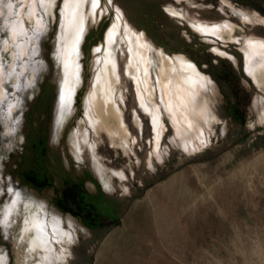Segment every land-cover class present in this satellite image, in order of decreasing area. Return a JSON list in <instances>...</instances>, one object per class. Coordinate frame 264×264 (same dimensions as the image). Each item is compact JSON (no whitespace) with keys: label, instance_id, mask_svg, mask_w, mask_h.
Returning <instances> with one entry per match:
<instances>
[{"label":"rangeland","instance_id":"rangeland-1","mask_svg":"<svg viewBox=\"0 0 264 264\" xmlns=\"http://www.w3.org/2000/svg\"><path fill=\"white\" fill-rule=\"evenodd\" d=\"M43 2L0 0V264H40L23 234L34 201L64 217L66 229L67 218L74 220L73 242L54 243L65 261L52 264H264V87L246 72L244 54L248 40L264 41V0L88 5L81 84L73 114L63 117L57 109L67 72L60 59L66 0H54L52 8ZM172 9L180 15L172 16ZM117 17L116 104L127 135L113 120L116 134L103 124L94 131L84 111L97 57ZM124 23L150 43L148 80L164 126L160 153L127 71ZM196 23L233 31L200 34ZM159 50L185 58L214 84L212 121L200 122L204 137L195 150L182 145L162 104Z\"/></svg>","mask_w":264,"mask_h":264},{"label":"bare ground","instance_id":"bare-ground-1","mask_svg":"<svg viewBox=\"0 0 264 264\" xmlns=\"http://www.w3.org/2000/svg\"><path fill=\"white\" fill-rule=\"evenodd\" d=\"M26 2H28V0H26ZM53 2L54 0H44L43 3L46 5L48 4V8H52ZM92 3L96 5L98 0H66L65 2L66 15L64 17L65 24H63V27L65 25L66 30L65 35L63 34L64 37L61 36V39H64L65 48L62 49L60 59L64 70H67V72L65 75V86L59 97V106L57 105V114L59 116L62 115V117L67 111L72 114L74 111L72 97H74V92L78 89L79 84H81V65L78 63V57L80 54V45L83 42L82 38L86 30L87 13H85V11L88 5L91 9ZM35 13L36 6L33 2L31 11L28 14L29 19H32ZM169 13L172 16L180 15L174 9L169 10ZM244 20L248 23L252 22L250 18L245 16ZM116 21V23L113 22L114 24L106 33L105 53L102 52L101 55L97 57V67L93 80L94 84L92 90L85 99L84 111L88 123L94 131H97V128L103 124V127L107 126V128H109L108 131L110 135L116 134L110 129L109 122L113 120L117 124L118 133L127 135L128 131L123 121L122 112L116 104V89L119 82V74L113 51V43H115L114 40L118 38L117 34H119V28L122 25L120 17H117ZM124 24L125 28L123 34H125V36L122 34L121 37L128 41L130 53L127 71L134 77L137 88L136 92L141 106L151 116L156 149L158 150L160 148L159 140L161 135L163 136L164 126L162 115L160 116L158 106L155 104L153 98L155 90L150 84V80H148L150 74L148 76L149 72H147V70L150 64L149 59H151L149 56L151 48H149L150 43L146 40L144 33L140 34L126 23ZM192 26L200 34H212L216 36L221 35L223 32L233 31L232 27L229 26V30L227 31L218 29V27L217 29L216 27H208L201 23L192 24ZM18 31L17 26H15L12 32V37L15 41L19 35ZM244 51L246 72L259 86L263 85L264 87V41L248 40L245 44ZM159 54L157 87L161 94L162 104L169 115L171 125L175 130L176 136L182 142V145L188 149V151H190V148L195 150L199 147L197 142L203 141L204 137V135L202 137L201 134L203 128L200 122L204 121L209 126L212 121L208 97L214 94V84L185 58L168 57L162 50H159ZM1 85L2 79H0V97H3L5 93ZM257 106L258 105H256V108ZM262 110H264V108H262ZM262 113H264V111ZM85 133L88 132L86 131ZM82 138L83 137L80 139ZM83 140L87 141L86 138H83ZM76 147L78 150H81L79 149L80 146L78 147L77 144ZM34 202V213L31 212V215L29 214L30 217L23 228V234L25 237L29 238L28 241L30 242L32 252L34 254H39L41 258L40 264H52L57 261L64 262L66 254L64 255L63 252L57 251L54 243L61 240L71 241V239L74 238L73 231L70 230L73 228L74 220L70 217L67 218L68 229H66L64 217L58 215V213L53 211L50 207L49 209L46 202ZM33 205L34 204H31L32 207ZM0 257V260H4L3 256Z\"/></svg>","mask_w":264,"mask_h":264},{"label":"snow or ice","instance_id":"snow-or-ice-1","mask_svg":"<svg viewBox=\"0 0 264 264\" xmlns=\"http://www.w3.org/2000/svg\"><path fill=\"white\" fill-rule=\"evenodd\" d=\"M97 50H99V49H97Z\"/></svg>","mask_w":264,"mask_h":264}]
</instances>
